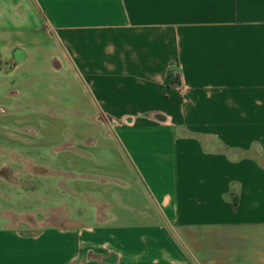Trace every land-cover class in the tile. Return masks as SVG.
<instances>
[{
    "label": "crops",
    "instance_id": "crops-1",
    "mask_svg": "<svg viewBox=\"0 0 264 264\" xmlns=\"http://www.w3.org/2000/svg\"><path fill=\"white\" fill-rule=\"evenodd\" d=\"M262 152L264 0H0V264H264Z\"/></svg>",
    "mask_w": 264,
    "mask_h": 264
},
{
    "label": "rangeland",
    "instance_id": "rangeland-1",
    "mask_svg": "<svg viewBox=\"0 0 264 264\" xmlns=\"http://www.w3.org/2000/svg\"><path fill=\"white\" fill-rule=\"evenodd\" d=\"M258 155L264 164V152H262V154L259 153ZM29 171L30 173L26 169H17L14 167L6 170V173L4 170L0 171L2 174H5L4 176L2 174L0 175V197L3 198V196H5V199H8L7 201H0V216H3L4 214H12L14 215L15 220L31 219L34 221L36 218H44V214L51 215V213H53L50 208L51 200L42 205L43 209L41 211L36 202V197L28 196L30 199L26 198V201H9L7 194H10V192L13 193V197H15L14 194L19 195L20 192L24 193L23 191L27 193L30 189L35 190L36 183L34 178L36 176V170L30 168ZM3 179L10 184V187L7 188L8 185L6 186L2 184L4 182ZM46 203L48 205H46ZM11 209H15L16 213H13ZM22 213L25 214L24 218ZM48 220H52V217H48Z\"/></svg>",
    "mask_w": 264,
    "mask_h": 264
}]
</instances>
